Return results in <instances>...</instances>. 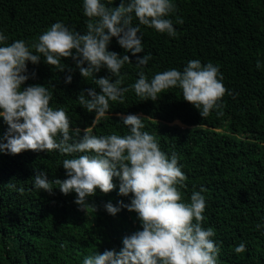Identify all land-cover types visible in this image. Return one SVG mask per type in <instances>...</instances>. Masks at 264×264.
Here are the masks:
<instances>
[{
	"label": "trees",
	"instance_id": "1",
	"mask_svg": "<svg viewBox=\"0 0 264 264\" xmlns=\"http://www.w3.org/2000/svg\"><path fill=\"white\" fill-rule=\"evenodd\" d=\"M172 2L176 12L167 18L173 21L174 37L139 25L144 51L137 56H152L142 70L151 79L173 68L182 71L190 60L202 65L211 62L219 68L227 89L218 102L221 107L202 118L183 100L179 87L159 93L157 101L142 100L130 89L123 104L109 102L108 113L93 133L123 135L128 129L121 115L143 117L142 130L152 134L169 157L173 152L178 156L186 176L180 188L183 200H190L192 192L201 187L206 189L202 193L206 202L203 227L215 232L211 239L220 248L217 264H264V0ZM119 3L112 0L109 6ZM177 18L183 23H177ZM87 20L83 0H0V33L8 37V44L19 39L35 42L56 22L83 34ZM138 24L134 16L133 25ZM108 50L121 57L129 55L131 63L120 70L124 76L121 86L133 84L141 71L135 65L136 56L120 47L116 37ZM61 63L66 65L64 71L46 64L42 54L38 64L26 62L25 74L30 78L21 88L47 87L52 93L50 106L64 108L71 121L70 135L79 128L77 138H82L96 114L79 104L78 95L91 88L101 92L94 77L112 81L115 77L102 67L85 79L71 57L61 58ZM69 75L71 83H65ZM218 111L223 115L218 116ZM7 127L0 117V141ZM66 158L71 157L55 150H26L17 155L0 152V264H83L90 254L119 251L125 236L142 230L135 212L121 208L113 216L104 207L108 202L117 207L119 201L130 203L132 194L119 195L118 178L113 179L116 187L111 192L97 188L87 197L96 212L91 207L80 209L74 191L64 195L54 183L52 194L34 187L37 172H45L49 181L66 179L62 167ZM9 183L14 187H8ZM241 243L246 251L237 254L234 249Z\"/></svg>",
	"mask_w": 264,
	"mask_h": 264
},
{
	"label": "clouds",
	"instance_id": "2",
	"mask_svg": "<svg viewBox=\"0 0 264 264\" xmlns=\"http://www.w3.org/2000/svg\"><path fill=\"white\" fill-rule=\"evenodd\" d=\"M111 4L112 0H83V13L88 18L83 34L63 22L53 23L30 43L19 39L8 44V37L0 33V117L8 126L2 138L6 143L0 141V152L17 155L26 150H55L71 157L62 161L66 179L49 181L45 172H37L34 187L52 194L54 183L64 195L74 191V202L84 211L87 207L97 211L87 203V197L94 195L97 188L103 193L111 192L116 187L114 178L119 180V195L132 194L128 204L119 201L117 207L108 202L104 207L113 216L121 208L135 212L142 230L125 236L119 251L106 249L90 254L83 264H217L220 248L211 239L215 232L212 227H203L206 202L202 193L206 189L201 187L192 192L190 200H183L180 188L186 176L178 165V156L173 152L169 157L160 150L155 137L142 130L144 118L121 115L122 124L128 129L123 135H96L93 129L108 113L109 102L123 104L130 89L142 100L157 101L159 93L179 87L183 100L192 104L202 118L208 117L214 108L221 107L218 102L227 91L223 76L211 62L202 65L194 59L182 71L173 68L149 79L142 69L152 59L151 54L137 56L144 51L139 25L174 37L173 21L167 17L176 12V5L172 0H120L116 7ZM134 16L139 21L135 26ZM176 22L183 20L177 18ZM113 37L120 47L136 56L135 65L141 69L138 79L128 87L121 86L124 76L120 70L131 60L129 55L121 57L108 50ZM41 54L46 64L59 71L66 68L61 58L71 57L85 79L94 77L102 67L115 77L114 81L110 77H94L101 92L91 88L78 95L79 104L96 114L92 126L83 130L82 138H77L79 128L70 135L71 121L65 109L50 106L52 93L47 87L21 88L30 78L25 74L26 62L38 64ZM31 77H35L34 72ZM71 79V75L67 76L65 83H71ZM217 115L223 112L218 111ZM8 187L14 185L9 183ZM19 191L22 194L24 189ZM234 250L237 254L245 252V244Z\"/></svg>",
	"mask_w": 264,
	"mask_h": 264
},
{
	"label": "rangeland",
	"instance_id": "3",
	"mask_svg": "<svg viewBox=\"0 0 264 264\" xmlns=\"http://www.w3.org/2000/svg\"><path fill=\"white\" fill-rule=\"evenodd\" d=\"M176 123H178V122L176 121Z\"/></svg>",
	"mask_w": 264,
	"mask_h": 264
}]
</instances>
